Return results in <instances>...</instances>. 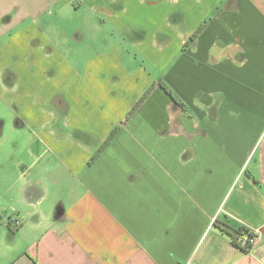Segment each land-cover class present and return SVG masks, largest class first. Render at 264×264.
<instances>
[{
  "label": "crops",
  "instance_id": "obj_1",
  "mask_svg": "<svg viewBox=\"0 0 264 264\" xmlns=\"http://www.w3.org/2000/svg\"><path fill=\"white\" fill-rule=\"evenodd\" d=\"M4 1L14 12L17 0ZM115 1L95 18L116 44L76 65L58 60L48 87L26 76L28 58L23 74L2 77L0 264H264V0H189V29L160 78L156 11L169 27L168 4L180 0ZM17 13L6 26L31 15ZM38 29H23L27 46ZM136 30L146 31L131 45L142 63L125 65L121 41ZM160 81L185 108L158 85L127 120ZM224 216L260 229L259 245H233L213 227Z\"/></svg>",
  "mask_w": 264,
  "mask_h": 264
},
{
  "label": "rangeland",
  "instance_id": "obj_2",
  "mask_svg": "<svg viewBox=\"0 0 264 264\" xmlns=\"http://www.w3.org/2000/svg\"><path fill=\"white\" fill-rule=\"evenodd\" d=\"M27 1L30 3V7L25 6V4L27 5ZM88 1L89 0H17L14 12L10 10L7 13V9L10 8L8 7L10 3H6L2 0L3 6L0 5V82L3 80V75L23 74V68H25L24 59L28 58L30 62L27 63H31V65L27 66L28 75L26 76H35L42 87H48L47 80L51 74H55V72H52L53 66L59 63L58 60L65 59L71 61L73 65H76L77 63L83 62L82 60L89 58L91 52L95 53L104 50L103 47L106 44H116L118 42L116 36L115 38H109V36L107 38V34L102 32H109L110 29L114 27L109 28V25L98 21L97 18L102 19L103 14L107 15L106 11L114 12L119 7L120 3L118 1L111 3V0H93L97 3L94 2V5H91L90 1L89 3ZM136 1H153L154 3L166 2V0ZM178 1L179 0H177V3ZM186 1L187 3L180 0V3L175 4L173 7L168 4V6L172 8L168 20L169 27L167 23L161 22L160 13L163 8L156 11L157 25L155 29L160 35L157 44L159 49L156 48L157 52L154 60L158 65H154L157 68L153 74H155L157 78L163 77L165 70L167 71L168 69V67L166 69L164 68L167 61L170 59L166 57V60H164V54L166 55L167 50L176 45L175 40L177 37H182L181 35H177L178 31L182 33V31L189 29L186 10L189 9V3L191 2L189 0ZM164 7L167 6L165 5ZM22 9L26 10V12H30L32 16H27L26 20L24 19V21L16 23L14 28L12 26L10 28L6 26L9 23V19H16L17 12ZM170 24H173L175 27L174 36H171L169 31V29L172 28ZM28 27H31V29L35 27L39 28L41 32L39 36L33 34L32 36L35 40L32 44L27 46L24 42L25 38L23 33L25 31L23 29H27ZM39 29L35 31H39ZM166 31H168V40L165 35ZM143 34H146L145 30H140L139 32L136 30L135 32L125 34V39L121 41L122 50L125 46L124 50L126 55L122 54V61L125 65H130L134 62L136 64L142 63L141 57L134 51L131 45L144 40L146 36ZM171 38H173L172 42ZM38 43H41L43 50L38 51ZM179 57H181V54L176 55L174 60L179 59ZM36 59H38L39 65L35 64ZM159 68H163L164 70L161 71ZM3 106L4 102L0 97V120L6 119L10 121L11 116L3 109ZM12 133L13 132L7 129L5 137H12ZM24 133L23 136L30 134L28 130L25 134ZM5 150L6 143L4 141L0 143V159ZM11 152L12 149H10V153Z\"/></svg>",
  "mask_w": 264,
  "mask_h": 264
},
{
  "label": "trees",
  "instance_id": "obj_3",
  "mask_svg": "<svg viewBox=\"0 0 264 264\" xmlns=\"http://www.w3.org/2000/svg\"><path fill=\"white\" fill-rule=\"evenodd\" d=\"M205 29V24L203 26H200L198 29H196L194 31V33L191 35L190 39H189V43L190 42H194L197 37L199 36L200 33H202V31ZM189 44L187 43V45L184 46V49L188 46ZM161 86L162 88H164L167 91V94L172 98V100L183 106V108H185V105L183 104L182 100L177 96V94L168 86V84L165 81H160L157 84H154L153 86H151L147 92H145L143 94V96L139 99V101L136 103V105H134L133 108H131V110L128 113L127 116V120L134 114V112L137 111L138 108H140L142 106V104L144 103V101L147 99V97L149 96L150 93H152L155 88L157 86ZM120 128L119 127H115L109 138L106 139V141L103 143V145L99 148V150L97 151V153L95 155H93L90 164H92L99 155H101V153H103V151L106 149V147L112 142L113 139H115V137L117 136V134L119 133ZM213 227L218 230L219 232H221L222 234L228 236V239L231 241V243L237 247L242 248L244 251L246 252H250L251 246L247 243H243V239L248 236V235H252L250 229L244 227L243 225H238L235 226L231 223L230 218H228L227 216H224L223 218H218L214 223H213Z\"/></svg>",
  "mask_w": 264,
  "mask_h": 264
},
{
  "label": "built area",
  "instance_id": "obj_4",
  "mask_svg": "<svg viewBox=\"0 0 264 264\" xmlns=\"http://www.w3.org/2000/svg\"><path fill=\"white\" fill-rule=\"evenodd\" d=\"M252 235H248L243 239V243H247L251 246V249H254L259 245L262 235L260 229L250 230Z\"/></svg>",
  "mask_w": 264,
  "mask_h": 264
}]
</instances>
